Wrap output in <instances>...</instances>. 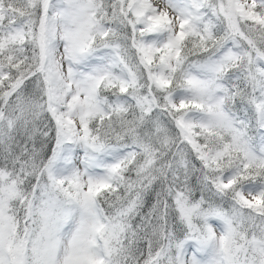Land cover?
<instances>
[{"label": "snow or ice", "instance_id": "snow-or-ice-1", "mask_svg": "<svg viewBox=\"0 0 264 264\" xmlns=\"http://www.w3.org/2000/svg\"><path fill=\"white\" fill-rule=\"evenodd\" d=\"M0 264H264V0H0Z\"/></svg>", "mask_w": 264, "mask_h": 264}, {"label": "bare ground", "instance_id": "bare-ground-1", "mask_svg": "<svg viewBox=\"0 0 264 264\" xmlns=\"http://www.w3.org/2000/svg\"><path fill=\"white\" fill-rule=\"evenodd\" d=\"M161 3H163V0H160Z\"/></svg>", "mask_w": 264, "mask_h": 264}]
</instances>
